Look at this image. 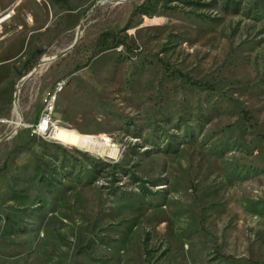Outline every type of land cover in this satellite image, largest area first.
Returning a JSON list of instances; mask_svg holds the SVG:
<instances>
[{
    "label": "rangeland",
    "instance_id": "1",
    "mask_svg": "<svg viewBox=\"0 0 264 264\" xmlns=\"http://www.w3.org/2000/svg\"><path fill=\"white\" fill-rule=\"evenodd\" d=\"M5 14L0 264H264V0H0ZM58 82L59 129L38 131Z\"/></svg>",
    "mask_w": 264,
    "mask_h": 264
},
{
    "label": "built area",
    "instance_id": "2",
    "mask_svg": "<svg viewBox=\"0 0 264 264\" xmlns=\"http://www.w3.org/2000/svg\"><path fill=\"white\" fill-rule=\"evenodd\" d=\"M4 16H11V14H5ZM63 88H64L63 83L58 82L55 85L54 89L51 92H49L47 97L45 98L46 106L37 124L38 131L46 132L48 129H51V128H53V131L57 129L58 126L54 125L52 122L51 113L53 110V103L57 97V94L61 92Z\"/></svg>",
    "mask_w": 264,
    "mask_h": 264
},
{
    "label": "bare ground",
    "instance_id": "3",
    "mask_svg": "<svg viewBox=\"0 0 264 264\" xmlns=\"http://www.w3.org/2000/svg\"><path fill=\"white\" fill-rule=\"evenodd\" d=\"M8 17H10V16L1 17L0 18V23L3 22L4 20H6ZM53 58H56V57H53ZM49 61H50L49 59H45L43 61V63H46V62H49ZM58 129H59V126L57 127L56 130H58ZM56 138H57V140H59L60 142H62L64 144H70V145H74V146L84 145L86 147L92 146L93 149H100V146H98V144L102 143L103 140L104 141L107 140L109 142V138H107V137L106 138H103V137H97L96 138V137H91V136H87V135H84L80 139L75 140V139H72L66 133H58V134H56ZM107 141H106V143H107ZM109 145H110V149L114 148L111 143Z\"/></svg>",
    "mask_w": 264,
    "mask_h": 264
},
{
    "label": "trees",
    "instance_id": "4",
    "mask_svg": "<svg viewBox=\"0 0 264 264\" xmlns=\"http://www.w3.org/2000/svg\"><path fill=\"white\" fill-rule=\"evenodd\" d=\"M54 1H60V0H54ZM114 39H115V36L114 35H111L110 32H103L99 36V38L97 39V45L100 46L101 48H108V47H110L113 44L112 41ZM115 42H116L115 43L116 45L117 44H123L124 43V41H122V40H116ZM177 74L188 77V75H186L185 73H183L181 71H177ZM192 82L194 84H197V85H200L201 84L197 80H192Z\"/></svg>",
    "mask_w": 264,
    "mask_h": 264
}]
</instances>
